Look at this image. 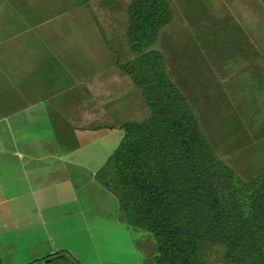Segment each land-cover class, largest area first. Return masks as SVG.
<instances>
[{
	"label": "crops",
	"instance_id": "obj_1",
	"mask_svg": "<svg viewBox=\"0 0 264 264\" xmlns=\"http://www.w3.org/2000/svg\"><path fill=\"white\" fill-rule=\"evenodd\" d=\"M131 1L0 0L2 264L27 252L32 264L64 250L33 238L40 212L57 216L62 208V219H71L79 200L64 193L69 181L78 182L69 174L79 168L78 152L111 136L107 127L145 115L140 90L118 68L132 58L126 40ZM62 184L66 190L58 189ZM6 249L12 253L3 254Z\"/></svg>",
	"mask_w": 264,
	"mask_h": 264
},
{
	"label": "rangeland",
	"instance_id": "obj_2",
	"mask_svg": "<svg viewBox=\"0 0 264 264\" xmlns=\"http://www.w3.org/2000/svg\"><path fill=\"white\" fill-rule=\"evenodd\" d=\"M169 3L173 22L162 30L154 50L163 55L168 77L191 107L217 161L249 182L264 167V0ZM145 107V115L132 117L134 121L124 118L122 123L142 122L150 113ZM111 128L107 127L111 136L78 152L79 168H64L78 181H69L72 188L64 193L67 200H79L78 209L71 210L73 217L62 219L67 212L62 208L57 216L43 209L40 225L32 226L39 228L33 238L45 242L46 237L49 245L64 249L48 264H157L153 237L146 229L129 226L117 196L107 188L106 174L113 175L112 162L122 138L119 127ZM64 170H54L53 176ZM62 186L58 189L68 185ZM21 240L23 248L28 239L24 235ZM225 254L223 246L208 245L202 258L207 264H231ZM21 255L4 264H27L30 252Z\"/></svg>",
	"mask_w": 264,
	"mask_h": 264
},
{
	"label": "trees",
	"instance_id": "obj_3",
	"mask_svg": "<svg viewBox=\"0 0 264 264\" xmlns=\"http://www.w3.org/2000/svg\"><path fill=\"white\" fill-rule=\"evenodd\" d=\"M127 17L132 58L118 68L140 90L150 113L119 127L107 188L129 226L153 237L157 264H207L202 252L208 245L223 246L228 263L264 264V167L246 182L217 161L168 77L163 55L154 50L173 22L168 0H132Z\"/></svg>",
	"mask_w": 264,
	"mask_h": 264
}]
</instances>
